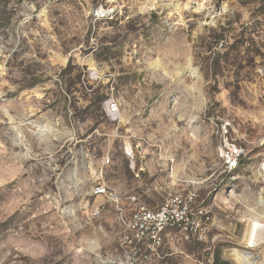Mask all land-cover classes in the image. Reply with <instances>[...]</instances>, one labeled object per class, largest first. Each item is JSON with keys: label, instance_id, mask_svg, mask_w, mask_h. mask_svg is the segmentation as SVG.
I'll return each mask as SVG.
<instances>
[{"label": "rangeland", "instance_id": "374dc122", "mask_svg": "<svg viewBox=\"0 0 264 264\" xmlns=\"http://www.w3.org/2000/svg\"><path fill=\"white\" fill-rule=\"evenodd\" d=\"M100 7L112 16L95 20ZM226 140L243 149L231 171ZM188 191L209 213L206 240L175 232L144 261L117 207ZM254 223L264 0H0V264H234L230 248L259 264Z\"/></svg>", "mask_w": 264, "mask_h": 264}, {"label": "built area", "instance_id": "2783aa9c", "mask_svg": "<svg viewBox=\"0 0 264 264\" xmlns=\"http://www.w3.org/2000/svg\"><path fill=\"white\" fill-rule=\"evenodd\" d=\"M93 15L95 20H106L112 16V11L100 7L94 10ZM104 104L107 116L112 117L118 113V105L113 100L107 99ZM242 154L240 145L226 140L219 149L224 171L236 168ZM126 155L132 158L133 152L129 150ZM93 193L107 196L108 188L98 183ZM195 200V193L188 191L183 194H170L160 205L153 208L136 205L126 210L124 206H118V221L124 232V241L134 248L139 249L142 246L144 261H150L159 248L173 241L175 232L186 241H205L210 216L203 208L195 206Z\"/></svg>", "mask_w": 264, "mask_h": 264}, {"label": "bare ground", "instance_id": "6f19581e", "mask_svg": "<svg viewBox=\"0 0 264 264\" xmlns=\"http://www.w3.org/2000/svg\"><path fill=\"white\" fill-rule=\"evenodd\" d=\"M246 241L248 246H256L264 243V223H254L252 228L250 226L246 232ZM224 256L232 260L234 264L257 263V257H255L252 252L237 248H230L225 250ZM259 264H264V259Z\"/></svg>", "mask_w": 264, "mask_h": 264}, {"label": "trees", "instance_id": "16d2710c", "mask_svg": "<svg viewBox=\"0 0 264 264\" xmlns=\"http://www.w3.org/2000/svg\"><path fill=\"white\" fill-rule=\"evenodd\" d=\"M102 100H103V97L99 99L100 104H101ZM213 264H228V263H226L224 261H221L219 256H218V254H215V258H214V263Z\"/></svg>", "mask_w": 264, "mask_h": 264}]
</instances>
